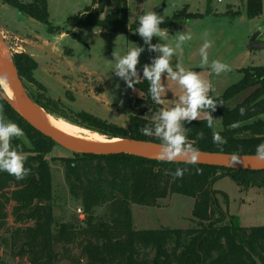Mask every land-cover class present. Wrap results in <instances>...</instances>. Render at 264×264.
I'll return each mask as SVG.
<instances>
[{
    "label": "trees",
    "instance_id": "1",
    "mask_svg": "<svg viewBox=\"0 0 264 264\" xmlns=\"http://www.w3.org/2000/svg\"><path fill=\"white\" fill-rule=\"evenodd\" d=\"M0 1L42 26L50 25L48 0ZM210 3L211 0H207V4ZM154 12L158 13L156 9ZM210 14L206 10L203 15L189 14L188 19H201ZM262 15L263 0H246L249 19ZM181 21L176 16L166 18L161 27L172 32ZM66 24L78 30L95 28L107 34L123 35L135 33L138 27V21L133 24L129 21L127 0H92L82 13L67 18ZM14 65L22 81L30 79L37 68L28 55L14 56ZM242 73L239 83L223 96L213 98L218 103L223 102L212 115L220 116L224 129L219 133L227 143H213L215 129L207 127L206 119L184 123L189 129V141L200 152L255 156L257 145L264 143V121L260 119L264 115V66L245 69ZM134 89L141 97L131 102L128 130H116L113 137L159 144L158 138L146 136L139 129L148 125L154 132L152 126L156 121L151 117L164 107L151 99L149 82L143 79V73ZM243 95L242 100L230 106ZM30 96L39 108L53 114L38 98ZM0 107L9 121L23 129L31 143L29 148L18 138L12 140L13 147L21 145L27 157L25 167L31 171L25 179L18 181L0 171V232L10 234L14 260L28 264H264V227H243L238 217L230 216L220 205L219 196L226 201L228 196L215 189L217 182L228 177L244 191L264 190V172L166 163L131 155L73 154L72 157L51 158L57 145L32 128L11 107L1 86ZM241 108L245 109L244 115L240 114ZM78 116L88 128L94 124L104 125L87 112ZM234 122L239 126L232 128ZM201 132L203 139L199 138ZM54 162L61 163L71 196L82 204L86 215L82 225L55 222ZM176 168H187L188 172L183 178L174 179L171 172ZM196 168L202 169V173L197 174ZM176 194L194 200V228L139 230L135 227L133 205L159 207L160 200ZM101 203L106 205V216L95 217L94 211Z\"/></svg>",
    "mask_w": 264,
    "mask_h": 264
},
{
    "label": "rangeland",
    "instance_id": "2",
    "mask_svg": "<svg viewBox=\"0 0 264 264\" xmlns=\"http://www.w3.org/2000/svg\"><path fill=\"white\" fill-rule=\"evenodd\" d=\"M60 1L62 3L60 10L53 4L51 5V19L54 23L50 20L49 26H42L34 20L28 19L8 5H5L8 8L6 11L0 9V40L9 53L11 64L15 67L14 56L16 55H28L33 58L37 68L31 73L30 79H23L25 88L30 95L38 98L37 100L53 113L49 114L42 108L46 115L56 120L63 129L71 134L85 138H99L105 141L118 139L128 142L130 140L114 138L113 134L116 130H128L131 102L141 97V94L136 89L128 88L122 78L114 75L115 65L114 61H112V52L116 50L121 55H124L135 45L143 47L144 51L140 54L137 66L140 78L144 65H150L159 53L149 51V46L144 43L143 38L136 32H130L126 35L104 34L100 32L102 31L101 29L89 28L80 31L67 26L66 21L62 22L64 18L73 16L78 9L86 5V2L81 0L75 4V0ZM160 1L161 3H166L165 15L170 16L164 17V19L176 16L182 20L180 25L190 21L188 16L189 14L193 15V13L186 9L171 15L172 4L175 0ZM142 2L138 3V0H130V21H138L141 15L151 10V0H142ZM206 2L204 0H190L188 4L191 7L202 4L200 7L205 10ZM1 6L2 2L0 1ZM156 10L158 14L162 15L163 6H159ZM206 10L211 13L210 15L215 20L206 24L204 22L201 23L199 32L193 34L194 36L197 35L196 39H200L202 43L205 32L209 34V39L219 34L225 36L222 39L225 41L219 43L214 48L213 53L208 51L209 64L215 58L225 56L221 61L229 64L231 71L217 76L211 71L210 67L201 68V56L198 57V60L195 59L191 62L188 57L180 54L179 59L173 58L172 62L173 64L179 62L182 66L200 68L201 70L198 73L203 79L210 81L213 86L214 91H210L209 95L212 98H219L230 87L243 79L242 72L245 69L264 66V51L259 50L250 57L241 56V54H244V51H241L244 46L235 48L236 44H234L236 38L247 39L248 35L251 38L259 29H264V15L256 20L249 19L246 16V0H231V2L223 0L222 3H218L217 0H211L210 5L207 4ZM141 12L144 13L141 14ZM236 19L238 20L234 22ZM233 22L234 24L232 25ZM177 28L178 26L174 29L176 30ZM3 29H7L10 32L8 34L10 38L14 37L19 40L18 46L20 49L18 51H16V48H10L8 39L2 34ZM260 39L264 41V32ZM151 43L169 42L168 40L161 41L159 38L153 37ZM248 45V43L245 45V50H247ZM183 50L187 51L186 46H183ZM177 55L178 53L174 57H177ZM162 84L165 87V92L162 94L165 99L162 98V104L164 108H171L179 102V97L184 94V89L177 81H173L166 74L162 78ZM245 95L235 100L236 102H231L230 106H234ZM166 101H168V104H165ZM9 104L11 105L10 102ZM82 112L93 115L104 125L97 126L94 124L92 125L93 127H86V123L81 121L78 116ZM203 116L202 114L199 120L205 119ZM212 116L215 119V131H223L224 128L220 116ZM260 118L264 121V115ZM18 139L26 147H31L26 135ZM72 155V153L62 147L56 146L53 148L50 157H72ZM52 170L53 211L56 224L74 223L82 225L86 215L80 201L74 199L70 194L65 182L63 166L60 162H54L52 163ZM215 189L222 191L228 196V201L219 196L220 205L230 216L238 217L243 227H264L263 189L252 188L244 191L228 177L217 182ZM159 203L161 205L154 208L139 205L132 206L134 225L137 229H187L195 227L196 224L192 219L194 206L192 198L176 194L170 198L160 200ZM79 209L82 210V213L78 212ZM106 212V205L101 203L95 209L94 216L105 217ZM9 220L10 227H12L13 220L11 217ZM11 250L10 234L0 232L2 264H28L23 260H14ZM60 264L68 263L61 262Z\"/></svg>",
    "mask_w": 264,
    "mask_h": 264
},
{
    "label": "clouds",
    "instance_id": "3",
    "mask_svg": "<svg viewBox=\"0 0 264 264\" xmlns=\"http://www.w3.org/2000/svg\"><path fill=\"white\" fill-rule=\"evenodd\" d=\"M164 23V17L154 11H149L139 17L136 34L143 38L144 43L149 46V51L158 52L151 64H145L143 67V79L149 82V95L156 104H162V94L165 87L162 84V78L167 75L173 81H177L184 89V94L179 97V102L171 108H162L155 112L151 119L156 121L153 124L154 132L148 125L140 128L139 131L146 136H155L160 141L157 158L166 163H184L196 165L200 162V150L194 146L188 139L189 129L184 127V123L191 124L198 121L203 114L207 120V127L213 128L214 118L212 112H215L218 105H223L213 99L209 93L214 91L210 81L203 79L201 75L192 70H187L179 62L173 64V57L183 51V45L193 39L191 33L184 31L175 34L174 44L156 43L152 44L153 37L166 41L169 37V29L161 27ZM264 31V29H260ZM207 32L203 35V43L199 49L201 56L200 67H210L211 71L219 76L221 73L230 72L229 64L220 60H213L209 64L208 49L213 46V41L208 38ZM144 48L135 45L129 49L126 54L121 55L119 51L113 50L112 57L114 61V75L122 78L128 88H135L141 78L137 66L139 57ZM110 61V62H112ZM6 82V77L0 75V85ZM118 87V86H117ZM7 98V97H5ZM121 103H123L121 101ZM245 109H240V114L244 115ZM239 126L234 122L231 127ZM25 135L23 129L12 121L5 122L3 116H0V171H5L15 177L16 180H23L30 174V168L25 167L27 160L22 151L21 145L13 147L12 140ZM201 132L199 138L203 139ZM212 140L214 144L222 145L227 143L226 139L219 132L213 131ZM255 160L264 162V143L257 145L255 150ZM232 160L239 162V157L233 154ZM197 174L202 173V169H195ZM187 168H176L171 175L174 179L183 178Z\"/></svg>",
    "mask_w": 264,
    "mask_h": 264
},
{
    "label": "water",
    "instance_id": "4",
    "mask_svg": "<svg viewBox=\"0 0 264 264\" xmlns=\"http://www.w3.org/2000/svg\"><path fill=\"white\" fill-rule=\"evenodd\" d=\"M264 31L260 29L250 38L247 50L250 52L264 50V41L261 36ZM0 75L6 77L15 94L16 100L22 109L19 112L7 95L5 97L11 106L25 119V121L43 136L52 140L72 154L93 156L131 155L141 156V153L158 154L159 144L146 141H126L123 145L86 146L81 142L66 137L53 130L38 116V106L29 95L25 85L14 66L3 63L0 59ZM3 90V89H2ZM5 93V92H4ZM239 162H234L232 156L209 154L200 152V162L196 165L221 168L233 171L264 172V162L255 160L254 156H238ZM146 158V157H145ZM184 164V163H183Z\"/></svg>",
    "mask_w": 264,
    "mask_h": 264
},
{
    "label": "crops",
    "instance_id": "5",
    "mask_svg": "<svg viewBox=\"0 0 264 264\" xmlns=\"http://www.w3.org/2000/svg\"><path fill=\"white\" fill-rule=\"evenodd\" d=\"M79 1H81V0H75V4H77ZM84 2H86L85 4L86 5H83V7H81L80 9H78V11L73 15V16H75V15H78V14H80V13H82L87 7H89L90 5H91V3H92V0H83ZM128 1V8H129V6H130V0H127ZM140 1V2H139ZM152 2V8H151V10L150 11H154L156 8H158L159 6H163V12H162V15H163V17H170V16H166L165 15V8H166V3L164 2V3H161V1L160 0H151ZM190 0H180V1H178V0H175L174 1V3L172 4V13H171V15H173V13H175V12H178V11H181V10H183V9H186V10H188L190 13H193V14H204L205 12H206V9H207V2H206V4H205V6H206V8H205V10L204 9H202L203 7H200V6H202V4L201 5H199V6H194V7H191L189 4H188V2H189ZM204 1H207V0H204ZM230 2H231V0H229ZM217 2H218V0H217ZM138 3H143L142 2V0H138ZM53 4V6H56L57 8H59V10L62 8V3H61V1L60 0H52V3H51V0H48V11H49V15H50V20H51V22L52 23H54L53 21H52V19H51V14H52V12H51V5ZM263 4H264V1H263ZM0 9L2 10V11H6L8 8H6L5 7V5H3L2 4V6L0 7ZM144 12H141V14H143ZM242 16V15H241ZM240 16V17H241ZM69 17H72V16H69ZM69 17H65L64 18V21H62V22H65L66 20H67V18H69ZM236 18V17H235ZM238 19H239V17H238ZM238 19H236V20H234V22H236ZM212 20L214 21L215 20V18H213V16L212 15H209V16H205L204 18H201V19H196V20H190V21H187V22H184L183 24H181V25H179L178 26V28L175 30L174 29V31L172 32V33H169V37H168V42L169 43H171V44H173L174 42H175V39H176V36H175V34L177 33V32H180V31H184V32H186V33H191L192 34V36H193V41L191 40V41H189V42H187V43H185L183 46H186V49H187V51H185V50H183L182 52H178V55H177V57H173V58H175V59H179L178 57H180V54L182 55V56H186V57H188V59H189V61H193V60H198V57H200V53H199V49H200V47H201V45H200V43H202V41L200 40V39H196L197 38V35L196 36H194V34L193 33H195V32H199V29H200V25H201V23H210V22H212ZM253 20H256V19H253ZM130 21V20H129ZM134 22H136V20L135 21H130V23L131 24H133ZM234 22L232 23V25L234 24ZM9 24V23H8ZM78 30V29H77ZM80 31H82V30H80ZM100 32H102V33H104L105 34V32L102 30V31H100ZM10 32L7 30V29H3L2 30V34L4 35V37L6 38V39H8V44H10L9 46H10V48H16V51H18V49H20L19 48V46H18V39H16V38H14V37H12V38H10L9 37V34ZM225 38V36H221L220 34L219 35H216L214 38H210V40H212L213 41V45H216V46H212L211 48H209L208 49V51L209 52H211V53H213V51L215 50L214 48L215 47H217L218 46V44L219 43H223L225 40H222V39H224ZM240 40V41H239ZM17 41V42H16ZM262 41V40H261ZM249 42H250V37H249V35L247 36V39H239V38H236L235 40H234V44H236V46H235V48H237V47H242V46H244V48L243 49H241V51H244V54H241V56H246V57H250V56H253V55H255V53H257V51H253V52H250V51H248V50H245V45L248 43L249 44ZM188 45H189V47H188ZM15 51V50H14ZM261 51H264V50H261ZM223 57H225V56H220V58H215L214 60H223ZM188 63V62H187ZM187 70H192V71H196V72H198V71H200L201 69L200 68H197V67H190V66H186V65H183ZM243 69V68H242ZM241 69V70H242ZM241 70H239L240 72H241ZM162 98H164V97H162ZM165 99V98H164ZM168 104V101H166L165 102V104ZM163 105V104H162ZM166 106V105H165ZM164 107V106H163ZM0 116H3V118H4V120H5V122H7V121H9L8 120V118L6 117V115H5V113H4V111H3V109L0 107ZM204 117V116H203ZM205 118V117H204ZM261 119V118H260ZM161 205V204H160ZM132 217H133V213H132ZM133 222H134V220H133Z\"/></svg>",
    "mask_w": 264,
    "mask_h": 264
},
{
    "label": "bare ground",
    "instance_id": "6",
    "mask_svg": "<svg viewBox=\"0 0 264 264\" xmlns=\"http://www.w3.org/2000/svg\"><path fill=\"white\" fill-rule=\"evenodd\" d=\"M0 59L3 61V63L8 64L9 66H13V64H11V59H10L9 53H8L7 49L5 48V46L3 45V43L1 42V40H0ZM0 86L3 89V91L5 92V94L7 95V97L9 98V100L15 106V108L19 112H22V109L16 100L15 94H14L13 89L10 86V84L6 81L4 84H2ZM38 116L44 123H46L53 130L57 131L58 133L66 136V137L77 140L86 146L123 145L126 143V141L118 140V139L105 141V140H102L99 138H91V137L85 138V137H81V136L71 134L68 131H66L65 129H63L61 127V125L56 120H54L52 117H49L48 115H46V113L44 112V110L42 108H38ZM140 155L143 157H146V158H150V159L151 158L152 159H158L157 154L141 153Z\"/></svg>",
    "mask_w": 264,
    "mask_h": 264
},
{
    "label": "built area",
    "instance_id": "7",
    "mask_svg": "<svg viewBox=\"0 0 264 264\" xmlns=\"http://www.w3.org/2000/svg\"><path fill=\"white\" fill-rule=\"evenodd\" d=\"M222 2H223V0H218V3H222ZM78 212H79V213H82V210L79 209Z\"/></svg>",
    "mask_w": 264,
    "mask_h": 264
}]
</instances>
